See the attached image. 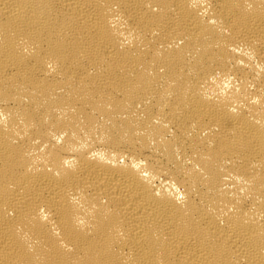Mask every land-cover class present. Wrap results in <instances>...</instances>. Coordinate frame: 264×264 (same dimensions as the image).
I'll list each match as a JSON object with an SVG mask.
<instances>
[{"label":"bare ground","instance_id":"obj_1","mask_svg":"<svg viewBox=\"0 0 264 264\" xmlns=\"http://www.w3.org/2000/svg\"><path fill=\"white\" fill-rule=\"evenodd\" d=\"M0 264H264V0H0Z\"/></svg>","mask_w":264,"mask_h":264}]
</instances>
